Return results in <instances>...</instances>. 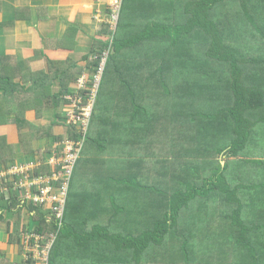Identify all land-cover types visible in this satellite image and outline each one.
<instances>
[{"label":"trees","instance_id":"obj_1","mask_svg":"<svg viewBox=\"0 0 264 264\" xmlns=\"http://www.w3.org/2000/svg\"><path fill=\"white\" fill-rule=\"evenodd\" d=\"M102 28L79 63L33 71L0 57V125H15L23 154L80 147L61 224L28 205L32 232L55 234L48 264H264V0H121ZM104 57L86 130L59 122ZM43 111L50 121L30 120ZM1 184L0 207L19 214L12 180Z\"/></svg>","mask_w":264,"mask_h":264},{"label":"crops","instance_id":"obj_2","mask_svg":"<svg viewBox=\"0 0 264 264\" xmlns=\"http://www.w3.org/2000/svg\"><path fill=\"white\" fill-rule=\"evenodd\" d=\"M105 1L0 0V57L7 56L9 67L16 66L17 60L24 59L26 63L22 64V69L33 71L46 69L49 60L55 61L58 67H64L63 61L68 58L79 63L82 55L89 51L93 38H106L102 32L103 23L109 16ZM9 115L13 114H8V119ZM30 120L40 124L51 119L43 114L40 119L31 117ZM0 136L5 137L7 145L15 154L18 152L16 157L22 166L37 167L45 163L40 160L38 153L28 152L34 157L24 155L26 153L22 152L16 138L15 125L1 124ZM36 159L38 164H35ZM10 164L17 166L18 163L12 159L3 166L0 162V172L9 173L14 166ZM5 208L0 207V264H31L26 256L23 239L19 242L17 237V234L20 233L21 237L35 227L29 223V210L24 206L16 214L15 208ZM9 213L15 217L6 221V214Z\"/></svg>","mask_w":264,"mask_h":264},{"label":"built area","instance_id":"obj_3","mask_svg":"<svg viewBox=\"0 0 264 264\" xmlns=\"http://www.w3.org/2000/svg\"><path fill=\"white\" fill-rule=\"evenodd\" d=\"M120 3L121 0H109L108 5L111 7V10L106 22L109 23L111 28H113L117 23ZM103 60L105 61V57L102 59V63L104 65ZM102 68L103 66L101 65L98 72H96L98 79L93 84L94 87L91 88V90L93 89L91 91L92 93L88 98L85 97V95H88V93L83 94L80 91L73 94V99L70 96L71 94L65 95V98L69 101V103L66 104V109L69 110L67 114L68 119H70L69 123L78 125L83 132L87 128L88 119L90 117V114L92 113ZM82 83V85H85V81H83ZM80 87L84 88L83 86ZM76 100H79L78 104L75 102ZM83 100H85L86 103H84L85 101ZM56 144L57 147H55L53 150V152L55 153V155L53 154L54 162L52 163L49 161L47 163L53 165L60 164V169L58 171L31 175L30 170L34 167V165H30L29 167H25L23 172H21V170H18L19 167H12L9 174L11 175V179L14 177L12 179V190L19 194L21 201L28 203L34 202L39 206H45L49 208L50 215L53 214L56 223L60 225L67 196L68 181L72 174L76 159L79 156L80 147L78 145V142L70 141L67 139L61 143ZM56 150H58L59 153H57ZM6 175V173L4 175L2 174V176L0 177V182L2 178L6 177ZM0 195H4L7 198L9 197V191L6 189V187H3L1 183ZM43 235L45 236V238L43 237ZM54 238V232L46 234H39L32 231L25 232L23 234L22 243L25 246L27 258H40L43 264H48L49 251L53 244ZM45 239H47V242L45 241ZM39 245L40 247L38 248L37 246ZM44 245H47L45 249Z\"/></svg>","mask_w":264,"mask_h":264},{"label":"rangeland","instance_id":"obj_4","mask_svg":"<svg viewBox=\"0 0 264 264\" xmlns=\"http://www.w3.org/2000/svg\"><path fill=\"white\" fill-rule=\"evenodd\" d=\"M109 3V0H106L105 2H104V4H108ZM105 54V53H104ZM105 56V55H104ZM103 62H104V60H103ZM102 63V62H101ZM103 66V63L102 64H100V66ZM81 77H80V79L81 80H79V82H78V85H77V87L79 86H83V87H85L86 85H88L87 83L85 84V85H82L83 83V81H85L86 82V79H88L89 78V76L90 75H93V81H91V83L93 84V83H95V81L98 79V76L96 75V73L95 72H92L91 71V69H89V67H87V66H85L84 67V69H82V71H81ZM90 86V88H93L94 87V85L92 86V85H89ZM81 88V87H80ZM75 90V91H74ZM74 90H72V91H74V92H72V94L70 95L71 96V98L73 99V94H75V93H77V92H79V90H77V88H74ZM93 90V89H92ZM91 89H90V92L88 93V95H85V97H89L90 95H91V91H92ZM65 98V97H64ZM71 100V99H70ZM77 104L79 103V100H76L75 101ZM81 102H82V100H81ZM84 103H86V101L84 102ZM67 108V105L64 107V110H63V107H61V111H63L64 113V118L63 119H58V120H60L59 122H65V123H69L70 122V119H68V109H66ZM43 114L45 115V117L46 118H51V115L48 113V112H44L43 111ZM10 116V118H13V116L14 115H9ZM61 131H62V133H64L65 134V127H63L62 129H61ZM55 147H57V144L55 143V144H53V146H52V148H53V150H54V148ZM53 150L51 151V155L50 156H48V155H46V153H44V156H45V159H44V162H54V160H53V154L55 155V153L53 152ZM18 152H16V154H17ZM16 154L15 155H13V157L12 158H9L8 160L9 161H11L12 159H14L15 161H16V164H17V166H15V164H10V165H14L13 167H19V169L18 170H21V172H23L24 171V169H25V166H22V164H21V162H19L18 161V159H17V157H16ZM39 155V154H38ZM38 155H36V157L35 158H37V156ZM34 157V156H33ZM26 159V158H25ZM56 159V158H55ZM37 160V159H36ZM31 163L33 164V162L31 161ZM35 164H38V160H37V162L35 163ZM49 164V163H48ZM8 165H9V163H8ZM6 173V171L5 172H0V177L2 176V174L4 175ZM19 199H21L20 197H18ZM23 202V201H22ZM24 204V203H23ZM28 205H29V203L28 202H25V204L23 205V207L25 206V208L26 209H28L29 210V208H28ZM22 207V208H23ZM46 208V207H45ZM13 215V216H12ZM6 221H11L12 220V218H14L15 217V215L14 214H6ZM23 215L21 214V217H22ZM48 219H50L51 220V215L49 214L48 215ZM30 225L31 226H33V225H35L34 223H32L31 221H30ZM48 233H50V232H48ZM44 234H46V233H44ZM43 237L45 238V236L43 235ZM229 239H231L230 237H229ZM45 241L47 242V239H45ZM43 244V243H42ZM42 244H40V245H42ZM40 245L39 246H37L38 248L40 247ZM46 246L47 245H44V249L46 248ZM29 259L30 260H32L33 261V263L34 264H43L42 262H41V259L40 258H34V257H29Z\"/></svg>","mask_w":264,"mask_h":264},{"label":"clouds","instance_id":"obj_5","mask_svg":"<svg viewBox=\"0 0 264 264\" xmlns=\"http://www.w3.org/2000/svg\"><path fill=\"white\" fill-rule=\"evenodd\" d=\"M7 173V172H6ZM6 177H8L9 179H11V175L9 174V173H7V175H6ZM5 178V177H4ZM12 180V179H11ZM12 182H13V180H12ZM1 183V182H0ZM13 184V183H12ZM12 184H11V187H12ZM6 189L9 191V196L11 195V192H10V190H9V187H6ZM12 190V189H11ZM12 192H13V190H12ZM18 194V193H17ZM17 196H19V194L17 195ZM3 198L5 197L4 195L2 196ZM9 198V197H8ZM24 234V233H23ZM23 234L21 235V238L23 239Z\"/></svg>","mask_w":264,"mask_h":264}]
</instances>
